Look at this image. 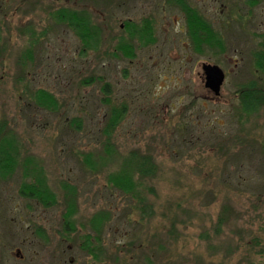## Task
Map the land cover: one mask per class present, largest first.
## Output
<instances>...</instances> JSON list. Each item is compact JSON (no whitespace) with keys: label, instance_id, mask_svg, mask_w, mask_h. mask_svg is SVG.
Returning a JSON list of instances; mask_svg holds the SVG:
<instances>
[{"label":"rangeland","instance_id":"rangeland-1","mask_svg":"<svg viewBox=\"0 0 264 264\" xmlns=\"http://www.w3.org/2000/svg\"><path fill=\"white\" fill-rule=\"evenodd\" d=\"M186 1L222 49L198 52L169 0H0V132L18 147V167L0 178V264H264V105L243 113L237 93L258 77L264 0ZM63 8L101 28L95 50L55 15ZM147 20L150 41L128 28ZM203 64L226 74L220 96ZM144 160L153 174L140 173ZM25 164L43 172L55 205L21 195ZM124 171L132 192L110 180Z\"/></svg>","mask_w":264,"mask_h":264},{"label":"trees","instance_id":"trees-1","mask_svg":"<svg viewBox=\"0 0 264 264\" xmlns=\"http://www.w3.org/2000/svg\"><path fill=\"white\" fill-rule=\"evenodd\" d=\"M179 6L180 10L185 15V20L188 28V34L195 46V49L200 52L204 46L211 48H223V40L218 33L213 29L212 25L193 7H191L186 0H169ZM247 3L255 7L261 0H246ZM55 15L61 22L65 23L70 29L74 31L76 36L82 43L83 50H95L101 41V28L96 25L91 15L87 11L59 9ZM129 27L134 33L142 36V39L151 40L153 24L150 20L138 25L129 23ZM261 40L253 52L252 57L254 61L255 70L258 72L257 79L251 80L248 84L239 87V102L243 113L252 114L259 111L264 105V34L260 37ZM117 51H120L124 56L132 57L134 55L131 44L120 42L117 46ZM108 85H106L107 89ZM39 97L46 105L55 104L53 95L46 91H39ZM123 111V110H122ZM121 111V112H122ZM115 110L111 117V128L113 129L119 123L122 113ZM3 127V126H2ZM18 147L11 134L0 132V178L6 179L13 175L18 167ZM149 165V166H147ZM138 169L142 175H150L155 172V165H151L147 160L142 161ZM24 177H31L32 181L29 183H22L20 193L29 200H35L44 207L55 205L57 197L53 193L44 177V174L39 169H30L29 165L23 167ZM112 184L125 192H132L135 188L132 175L129 171H124L111 179ZM68 196V209L64 215L66 219L67 228L72 227V218L75 215L74 190L65 187ZM73 190V191H71ZM258 247V253L264 254V242L255 241ZM88 253L94 254V247L90 246L87 239L85 241V248Z\"/></svg>","mask_w":264,"mask_h":264},{"label":"water","instance_id":"water-1","mask_svg":"<svg viewBox=\"0 0 264 264\" xmlns=\"http://www.w3.org/2000/svg\"><path fill=\"white\" fill-rule=\"evenodd\" d=\"M202 69L205 76V87L215 96H220L226 79L224 71L219 66L211 64H203Z\"/></svg>","mask_w":264,"mask_h":264}]
</instances>
